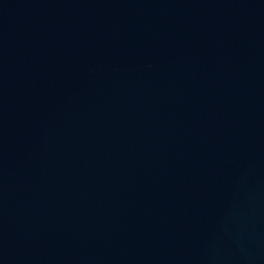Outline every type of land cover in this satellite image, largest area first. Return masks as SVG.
<instances>
[{
	"label": "water",
	"instance_id": "water-1",
	"mask_svg": "<svg viewBox=\"0 0 264 264\" xmlns=\"http://www.w3.org/2000/svg\"><path fill=\"white\" fill-rule=\"evenodd\" d=\"M0 264H264V0H0Z\"/></svg>",
	"mask_w": 264,
	"mask_h": 264
}]
</instances>
